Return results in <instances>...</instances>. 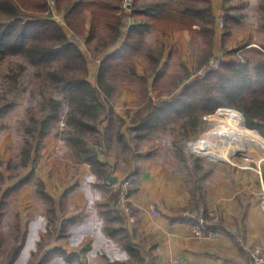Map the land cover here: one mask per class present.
Instances as JSON below:
<instances>
[{
  "label": "rangeland",
  "instance_id": "rangeland-1",
  "mask_svg": "<svg viewBox=\"0 0 264 264\" xmlns=\"http://www.w3.org/2000/svg\"><path fill=\"white\" fill-rule=\"evenodd\" d=\"M210 1L217 22L211 47L215 59L209 58L207 65L202 63L201 57L209 37L203 35L198 27L167 36L152 28L145 34L146 50L164 49L160 65L162 77L154 86L151 79L148 82L152 104L167 100L169 93L177 92L186 80L190 81L203 74L206 67L214 66L216 58L247 57L254 60L264 56V9L261 0ZM182 2L189 1L173 0L170 7L181 8ZM193 3L202 1L193 0ZM60 24L64 25L63 19ZM100 35L107 38L109 30L102 26ZM79 42L89 63L88 80L94 85L99 58L105 52L95 55L96 41L88 45ZM244 44L247 46L241 48ZM130 66H134L136 74L141 76L148 63L144 55L139 54L130 61ZM18 73V81L15 82L11 76ZM114 73L115 77L109 83L112 92L106 98L112 105L114 116L106 128L107 123L102 124L104 133L99 130L86 137L92 145L96 141L100 143L96 148H99L97 161L101 166H95L72 149L69 141V132L73 130L69 119L71 107L64 91L47 82L19 54L5 55L0 59V264H71L66 261L65 249L82 242L83 246L90 247L86 253L88 261L83 264H103L108 257L122 262L126 254L122 251L121 241L118 236L109 238L105 227H118L122 222L124 224L123 218L126 223L135 221L131 200L138 180L133 176H138L145 167L157 166L163 172L189 176L193 180L197 174H192L194 161L200 168L213 165L218 168L219 175L209 173L202 176L204 186L217 177L221 179V172L226 170L227 173L228 168L255 169L262 178L259 194H263L264 158L258 162L254 155L239 152L226 161L217 156L204 157L194 148L202 137L223 127L222 121L229 120L213 121L220 110L239 114L244 126L264 139L258 131L246 126L243 111L219 106L214 112L207 113L196 108L193 118L198 119L197 122L193 123L189 116L178 117L165 121L160 128L146 134L135 130L137 123H134V113L142 111L147 102L143 100L140 81L130 74L128 64ZM48 98L58 102V117L39 138L34 132V120L50 114ZM57 174L60 177L63 174L64 178H57ZM52 177L60 180L59 185H50ZM107 177L114 178V182H109ZM128 178L132 179V187L128 188L129 196L124 208L120 209L117 202ZM60 191L62 200L55 209L54 197ZM86 200L87 205L83 207ZM68 214L79 217L76 223L67 226L64 234H60L63 217ZM114 217H117V222ZM88 239L91 242L86 245ZM54 243L57 246L52 249ZM99 248L103 256L94 251ZM104 252L107 253L105 258Z\"/></svg>",
  "mask_w": 264,
  "mask_h": 264
},
{
  "label": "trees",
  "instance_id": "trees-1",
  "mask_svg": "<svg viewBox=\"0 0 264 264\" xmlns=\"http://www.w3.org/2000/svg\"><path fill=\"white\" fill-rule=\"evenodd\" d=\"M51 1L52 7L48 0H0V59L5 55L19 54L47 82L64 91L71 107L69 119L73 124L69 141L73 151L86 162L101 166L97 161L99 141L92 145L86 137L99 130L104 133L102 124L106 122V128L114 116L112 105L106 99L112 92L109 83L115 77L114 72L127 64L130 74L140 81L143 100L147 101L142 111L134 113L135 130L149 134L165 121L183 116H189L194 123L198 121L193 118L194 109L212 113L219 106H228L243 111L246 126L264 137L262 55L254 60L247 57L216 58L214 66L206 67L203 74L186 80L177 92L169 93L167 100L156 104L151 102L148 82L151 79L154 86L162 77L160 65L164 49L146 50L145 34L152 28L167 36L198 27L203 35L209 37L201 57L202 63L207 65L209 58L215 59L211 47L217 22L210 0H200L202 3L188 0L176 9L170 7L173 0H131L129 10L123 8L124 0ZM261 7L264 9V0H261ZM54 12L63 14L64 25L55 20ZM125 21H130V24ZM102 26L109 30L107 38L100 35ZM77 39L87 45L96 41V56L120 42L117 48L99 59L94 85L88 80L89 63L80 42L75 41ZM246 46L244 44L241 48ZM139 54H143L148 63L141 76L136 74L134 66H130V61ZM19 75L11 78L17 82ZM47 102L48 118L34 120V132L39 138L58 117V102L51 98ZM117 118L124 122L121 117ZM189 124L191 127V121ZM193 167H199L195 161Z\"/></svg>",
  "mask_w": 264,
  "mask_h": 264
},
{
  "label": "crops",
  "instance_id": "crops-1",
  "mask_svg": "<svg viewBox=\"0 0 264 264\" xmlns=\"http://www.w3.org/2000/svg\"><path fill=\"white\" fill-rule=\"evenodd\" d=\"M53 15L62 23L63 14L54 12ZM119 43L112 49L117 48ZM214 169L213 165L206 169H194L192 174H197L193 180L189 176L163 172L157 166L145 167L138 176H133L138 180L131 200L135 221L126 223L123 218L124 224L105 227L109 238L119 237L126 256L121 259L122 262L109 257L107 260V253L104 252L103 264H167L172 257L181 259L185 264H252L248 248L259 245L264 249V210L260 207L259 194L262 178L255 169L228 168L227 173L226 170L221 172V179L217 177L204 186L202 176L209 173L219 175L218 168ZM57 178H64V175ZM107 180L114 182V178L107 177ZM51 181L50 185L60 183L54 177ZM61 200L62 191L54 197L55 209ZM199 201L216 214L211 223L219 232L215 239L195 237L189 222L183 217V212L195 208ZM86 205L87 200L83 207ZM110 206L113 207V204ZM78 217L73 214L63 217L60 234H64L68 225L76 223ZM113 220L117 222V217ZM90 242L88 239L85 243L88 245ZM55 246L57 244L54 243L52 249ZM75 246L62 250L67 253L66 261L71 264L86 263L90 247L83 246V242ZM94 251L103 256L100 248Z\"/></svg>",
  "mask_w": 264,
  "mask_h": 264
},
{
  "label": "bare ground",
  "instance_id": "bare-ground-1",
  "mask_svg": "<svg viewBox=\"0 0 264 264\" xmlns=\"http://www.w3.org/2000/svg\"><path fill=\"white\" fill-rule=\"evenodd\" d=\"M223 118H229V120L222 121ZM213 121L215 123L222 121L224 126L202 137L194 146L196 152L204 157L217 156L226 161L231 160V156L235 153L242 152L245 155H254L258 162L263 160L264 139L247 129L239 114L229 110H220Z\"/></svg>",
  "mask_w": 264,
  "mask_h": 264
},
{
  "label": "built area",
  "instance_id": "built-area-1",
  "mask_svg": "<svg viewBox=\"0 0 264 264\" xmlns=\"http://www.w3.org/2000/svg\"><path fill=\"white\" fill-rule=\"evenodd\" d=\"M49 5L52 7L53 1L48 0ZM131 0L123 1V8L129 10ZM124 184V189L121 190L120 200L117 202V207L124 208L126 199L129 196L128 188L132 187V179L128 178ZM263 194L260 196V207L264 210V188ZM119 209V210H120ZM127 210V209H126ZM183 217L189 222L191 233L195 237L215 239L219 236V232L212 227L211 223L216 217V214L205 205L199 204L191 210L183 212ZM128 220H134L133 217H127ZM248 254L250 256L252 264H264V249L259 245H252L248 248ZM167 264H185L179 258H172Z\"/></svg>",
  "mask_w": 264,
  "mask_h": 264
}]
</instances>
